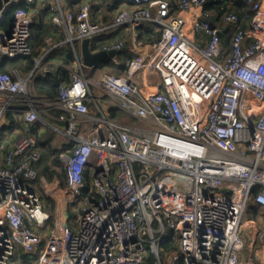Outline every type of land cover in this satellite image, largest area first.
I'll return each mask as SVG.
<instances>
[{"label":"built area","instance_id":"1","mask_svg":"<svg viewBox=\"0 0 264 264\" xmlns=\"http://www.w3.org/2000/svg\"><path fill=\"white\" fill-rule=\"evenodd\" d=\"M219 1L124 0L104 22L92 15L90 0H0V21L17 6L9 28L0 29V63L31 55L30 29L39 16L63 31L46 38L29 71H0V264H146L149 254L152 264H240L241 219L250 201L264 207V2L241 0L250 25L224 10L228 49L224 29L211 27L204 9ZM146 22L161 28L146 54L128 59L122 74L88 78L79 49L84 39L91 46L99 33L135 31ZM193 32L206 41L198 43ZM126 48L118 41L101 50ZM61 69L68 79L57 96L38 94L35 80ZM150 72L157 79L142 82ZM112 108L140 125L113 121ZM11 115L25 129L39 124L61 138L64 189L57 178L50 184L38 175L35 135L7 136ZM81 120L104 131L88 135ZM165 175L192 180L191 192L163 181ZM35 179L57 201L54 230L42 248L37 230L53 214L29 182ZM186 197L191 210L184 209ZM71 202L79 204L73 227ZM169 231L178 235L177 246L161 253Z\"/></svg>","mask_w":264,"mask_h":264},{"label":"trees","instance_id":"2","mask_svg":"<svg viewBox=\"0 0 264 264\" xmlns=\"http://www.w3.org/2000/svg\"><path fill=\"white\" fill-rule=\"evenodd\" d=\"M70 2H80L81 0H69ZM102 6H104V11H102L103 19H105L104 22H109L110 19L108 18L107 11L109 12L113 8H115L122 0H98ZM230 0H220L217 3H211L206 4L204 6V9L208 11H213L214 14H216L217 17L221 16V14L224 12V10H235L239 13L241 16V23L242 25H245L247 21L251 19V13L249 9L244 5L241 0H231L232 3L229 2ZM16 5H13L9 7L2 20L0 21V29L7 30L10 25V20L13 15L14 10L16 9ZM97 13V12H95ZM137 31V40L140 42H154L157 41L161 36V28L158 26L153 25L150 22H146L142 24L140 27L136 29ZM55 32H59V35H61V32L63 34L62 28L57 27L53 25L48 16H39V18L34 21V23L31 26L30 29V37H29V44L32 50V53L30 56L26 57H15V58H6L0 63V71L4 72H11L13 70H18L22 73H25L33 68L34 66V58L41 52L42 48L45 45V40L49 36L55 34ZM126 32L121 34L122 37L126 36ZM120 35V37H121ZM119 38V37H118ZM105 41V40H103ZM117 41H107V43L110 42H118ZM106 42H99L97 44L92 43L90 46L91 50L98 49ZM230 45V44H229ZM150 46V45H146ZM230 49V47H228ZM56 57H59V55L53 54ZM54 56V57H55ZM133 54H129L128 58H131ZM71 55L63 57V60L67 63L70 61ZM125 66L121 65L120 69L123 70ZM114 73V72H109ZM114 73V74H119ZM68 79V72L65 69H61L60 72L55 74H48L45 77H38L35 80V90L38 94L55 98L58 94V88L60 84L63 81H66ZM112 113L115 116L120 115L117 112H114V109L112 108ZM11 118V125L10 128L16 127V117L10 116ZM38 128V127H37ZM38 132L33 133V135L37 138V149L40 152V160L36 164V170L38 172L39 176H44L47 181H51L53 178L57 179H63L65 175V170L63 168V165L60 161V153L63 149H58L54 146H52L51 142L53 140V137H55L56 133L51 129H46L43 134L38 136ZM28 134V133H26ZM89 185V177L86 179V188H88ZM45 206L46 209H48L50 212H54L56 202L52 198L46 197L45 200ZM53 217V216H52ZM50 220H53L51 218ZM52 222V221H50ZM178 243V235L174 232L169 231L164 238L161 241L160 244V252L168 251L172 248H175ZM153 261V255L149 254L146 264H152ZM19 264H33L31 261H26L25 259L23 262Z\"/></svg>","mask_w":264,"mask_h":264},{"label":"crops","instance_id":"3","mask_svg":"<svg viewBox=\"0 0 264 264\" xmlns=\"http://www.w3.org/2000/svg\"><path fill=\"white\" fill-rule=\"evenodd\" d=\"M82 1L83 0H81L80 2H77V3H81ZM90 1L92 3V8H91L92 15L93 16H99L103 21H105V19H103L104 14H102V11H104V9H105L104 6H102V4L98 0H90ZM263 2H264V0H263ZM70 3L74 5L75 2L73 1ZM123 4H125L124 0H122L115 8H113L109 12L107 11V14H105V15L108 16L110 21L112 20V17L115 14V12L118 11V9L121 6H123ZM95 12H97V13H95ZM173 12H174V14L180 13L176 7L174 8ZM209 12L211 14L210 16H211L213 24L220 26L225 30L224 44H225V47L228 48L229 42H230V37H231V29L228 28L227 26H224V23L222 20V14H221V16L217 17L213 11L212 12L209 11ZM250 23H251V19L246 22V25H250ZM125 32L127 33L126 36L122 37L121 34H123ZM191 34L196 39V41L198 43H204L206 41L205 39L207 37L204 34L195 33V32H193ZM120 35H121V37H120ZM103 40H105V41H103ZM117 40L123 41L125 43V45L127 47L125 51H121V52L116 51V54L114 56L107 57L106 59H104L101 62V64H97L94 66H86V69H85L86 75L92 81H95L97 79V77H99L101 74L106 73V72H114V73L120 72L119 74L124 73L126 70L127 61H128V59H130V58H128L129 54H133L132 57H134L136 55H144L152 48L151 47L152 42H140V41H138L137 40V31L136 30L133 31L132 29L127 28V27H121V28H118L117 30H113V31L109 32V34H106L105 36H103L100 41L107 43V41H117ZM146 45H150V46H146ZM101 47H99L98 49L92 50V51L95 52L97 50H100ZM79 49L81 51V44L79 46ZM113 57H115V60ZM121 65L125 66V68L123 70L120 69ZM146 77H148L149 79H152L153 81L157 79V76L150 72L148 75L142 74V78H141L142 82L146 81L145 80ZM95 90L97 91V94H102V92L100 90H98V89H95ZM113 109H114V112H117L118 114L120 113V115H118V116H115L112 113V118H113L112 120L113 121L115 120V122L116 121L121 122L119 120H122L123 118H130L123 111L116 109V108H113ZM52 112L56 113V114L61 113L58 109H52ZM49 119L51 121H54V119H52V118H49ZM58 123L62 124V122H58ZM123 124L129 125V123H123ZM80 126H81L82 130H84L88 135L98 134V132L104 131L101 128H96V125H93V127H92L90 122H85L82 120L80 121ZM130 126H132V125H130ZM13 129L14 128H9L8 132H10V133L7 134L8 137L11 136V134H13V132H12ZM46 129L47 128H43L39 124L36 126V128L34 130L25 129V127L23 126V123H22V118H16V134L21 133V132L28 133V134H33L35 132H38L37 134L39 136V135H41V133L43 134V132ZM59 139L61 140V138H59ZM64 146L69 147V145L66 143L64 144ZM96 158L97 157L95 155L94 159H96ZM55 179H56V177L53 178L49 182H52ZM58 182H59V186H58L59 189H64L66 186L65 175H64L63 179H58ZM66 210H68V206H67ZM73 218L74 219H73L72 224L75 226L76 215ZM69 221H71L70 218H69ZM240 232L244 238V247L240 252V264H264V207L254 203L253 201L249 202V205H248V207H247V209H246V211H245V213L241 219Z\"/></svg>","mask_w":264,"mask_h":264},{"label":"rangeland","instance_id":"4","mask_svg":"<svg viewBox=\"0 0 264 264\" xmlns=\"http://www.w3.org/2000/svg\"><path fill=\"white\" fill-rule=\"evenodd\" d=\"M245 5V4H244ZM97 17H99V16H97ZM106 34H109V32L108 31H106V32H102V33H99V34H97L93 39H92V42H91V44L92 43H95V44H97V43H99V41L102 39V37L103 36H105ZM146 51V50H145ZM93 92L96 94L97 93V91L95 90V88L93 89ZM248 110H249V108H248ZM129 117V116H128ZM113 119V118H112ZM115 121V120H114ZM119 121H121V122H118V121H116L117 123H120V124H123V123H129V125H132V126H136V125H140V122L138 121V119H136V118H132V117H130V118H123L122 120H119ZM16 128V127H15ZM47 129H49V128H47ZM10 138L11 139H14V138H16V131L15 132H13V134H11V136H10ZM60 143H61V140L55 135V137H53V140H52V142H51V144H52V146H54V147H56V148H58L59 149V145H60ZM29 182H33V183H35L36 185H37V188H38V191L42 194V199H44V200H46V197H49V198H52L53 200H54V198L51 196V195H49V193H48V191H47V188H45V186H43L42 185V183L40 182V180L39 179H35V180H30ZM49 182V181H48ZM50 184L52 183V182H49ZM58 198V197H57ZM56 202V206H55V210H54V212H53V220H50V221H52V222H50L49 221V223H48V226H46L43 230H37L39 233H40V235H42L43 236V238H42V245H41V248L45 245V243L46 242H49L50 241V239H51V232L54 230L53 228V226H54V221H55V211H57V201H55ZM46 207V206H45ZM78 209H79V204L77 203V202H71V203H69V205H68V210H67V216H68V222H69V225L71 226V227H73L74 225L72 224V222H73V217L76 215L77 216V213H78ZM69 218L71 219V221H69ZM157 226V224L155 223L154 224V227H156ZM57 235V234H56ZM145 246H147V243L145 244Z\"/></svg>","mask_w":264,"mask_h":264},{"label":"water","instance_id":"5","mask_svg":"<svg viewBox=\"0 0 264 264\" xmlns=\"http://www.w3.org/2000/svg\"><path fill=\"white\" fill-rule=\"evenodd\" d=\"M210 25L211 27L214 26L213 23H211ZM223 32H225V30ZM223 32L220 33L221 36L223 35ZM81 54L83 57L84 64L86 66H94L97 64H101V62L107 57L114 56L116 54V50L114 49H111V50L102 49L101 50L100 49V50L93 52L90 49L89 40L84 39L83 42L81 43ZM162 179L165 182L177 184L179 189L183 190L186 193L191 192L192 187H193V181L187 178H183V177H179L175 175H165ZM188 199H189L188 197L185 198L184 209L191 210L192 205L188 201Z\"/></svg>","mask_w":264,"mask_h":264},{"label":"bare ground","instance_id":"6","mask_svg":"<svg viewBox=\"0 0 264 264\" xmlns=\"http://www.w3.org/2000/svg\"><path fill=\"white\" fill-rule=\"evenodd\" d=\"M251 202V201H250ZM62 220H63V218H62ZM62 224H63V221H62Z\"/></svg>","mask_w":264,"mask_h":264}]
</instances>
